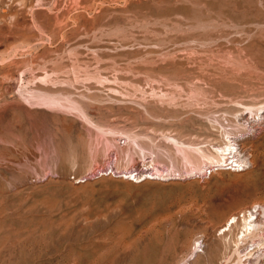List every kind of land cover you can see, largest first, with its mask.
Listing matches in <instances>:
<instances>
[{
    "label": "rangeland",
    "instance_id": "1",
    "mask_svg": "<svg viewBox=\"0 0 264 264\" xmlns=\"http://www.w3.org/2000/svg\"><path fill=\"white\" fill-rule=\"evenodd\" d=\"M253 204L264 0H0V264H264Z\"/></svg>",
    "mask_w": 264,
    "mask_h": 264
},
{
    "label": "bare ground",
    "instance_id": "2",
    "mask_svg": "<svg viewBox=\"0 0 264 264\" xmlns=\"http://www.w3.org/2000/svg\"><path fill=\"white\" fill-rule=\"evenodd\" d=\"M37 96V95H36ZM51 96V95H50ZM41 97H44L41 95ZM52 97V96H51ZM46 98L48 101H49V98L46 96L44 97ZM53 98V97H52ZM51 99V98H50ZM54 99V98H53ZM52 99V100H53ZM65 100L67 101V99L65 98ZM55 101V100H54ZM59 101V99H58ZM63 101V99H62ZM70 101V100H69ZM45 102V100H44ZM56 102V101H55ZM64 102V101H63ZM49 103H53L54 105V102H49ZM48 103V104H49ZM62 103V102H61ZM67 103V102H66ZM72 103V102H71ZM70 103V104H71ZM74 103V102H73ZM72 103V104H73ZM76 103V102H75ZM57 104V102H56ZM69 104V106H70ZM59 105V104H58ZM66 105V104H65ZM68 105V104H67ZM76 104H74L75 106ZM57 106V105H55ZM62 106V105H61ZM60 106V107H61ZM77 106V105H76ZM63 107V106H62ZM79 107V106H78ZM76 107V109L78 108ZM260 107V106H259ZM70 108V107H69ZM75 108V107H73ZM80 108V107H79ZM78 108V109H79ZM77 109V110H78ZM248 138V137H247ZM245 140V138L243 139ZM243 143L242 140L240 142V140H237V139H232L231 138H228L227 141H224L223 144L217 148H215V152L214 154H210V155H206L204 154L202 151H200L201 153V158L204 159L205 161V164H212V166H217V167H221L222 164H225V159L227 158V156H232V158H234L235 160L233 161V166L234 168H244L246 165H248V169L252 167V161L246 156L245 154V151L243 150ZM222 158V159H221ZM225 158V159H224ZM224 159V160H223ZM227 163V162H226ZM214 164V165H213ZM227 165V164H226ZM212 166L210 165L208 168H212ZM232 166V167H233ZM203 167H201L199 165V163L196 161L192 164V166L190 167L189 169V172H193L194 174L196 172H199L201 171ZM210 168V170H211ZM233 169V168H231ZM213 170V169H212ZM235 170V169H234ZM243 170V169H242ZM211 172V171H209ZM138 178V177H137ZM135 178V179H137ZM257 207V209H256ZM252 208L256 209V211L253 213V212H250L248 215L245 214L246 211H251ZM248 210L246 211H243V215H242V223L240 222V227H241V232L246 235V234H251L252 232H254L258 227V219L260 218V215L264 213V206L262 205H252ZM248 211V212H249ZM253 211V210H252ZM253 216H254V219H253ZM229 219H232L231 222L229 223L228 225V229L230 228H234L236 226H238L237 222L239 220V216L238 215H234L232 217H230ZM229 219L227 220V222L229 221ZM261 221V220H260ZM243 235V237H244ZM248 236V235H246ZM242 237V238H243ZM196 248V247H195ZM204 252V251H203ZM193 257V256H192ZM197 262V261H196Z\"/></svg>",
    "mask_w": 264,
    "mask_h": 264
},
{
    "label": "built area",
    "instance_id": "3",
    "mask_svg": "<svg viewBox=\"0 0 264 264\" xmlns=\"http://www.w3.org/2000/svg\"><path fill=\"white\" fill-rule=\"evenodd\" d=\"M230 164H233V162L231 161Z\"/></svg>",
    "mask_w": 264,
    "mask_h": 264
}]
</instances>
